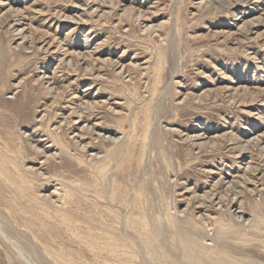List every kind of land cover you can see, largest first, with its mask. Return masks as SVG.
Here are the masks:
<instances>
[{"label":"rangeland","instance_id":"rangeland-1","mask_svg":"<svg viewBox=\"0 0 264 264\" xmlns=\"http://www.w3.org/2000/svg\"><path fill=\"white\" fill-rule=\"evenodd\" d=\"M103 237L264 264V0H0V264Z\"/></svg>","mask_w":264,"mask_h":264},{"label":"bare ground","instance_id":"bare-ground-1","mask_svg":"<svg viewBox=\"0 0 264 264\" xmlns=\"http://www.w3.org/2000/svg\"><path fill=\"white\" fill-rule=\"evenodd\" d=\"M54 148V147H53ZM91 148V147H90ZM224 200V199H223ZM224 203V202H223ZM215 225V224H214ZM242 226V225H241ZM251 227V226H250ZM256 227V226H255ZM259 228V227H258ZM244 231V230H243ZM240 232V231H239ZM242 233V232H241ZM223 235V234H222ZM219 238V237H218ZM225 238V236H224ZM103 243L99 245H102L99 248H96V254L98 255V257H100L99 255H101L102 250H107L110 251V259L111 260H115L116 263L115 264H135L134 263V255L131 252V250L128 247L127 242L124 241H117V239H115L114 237H111L110 239L108 237H103ZM223 238H220V240ZM98 241L100 240V238L97 239ZM105 241V242H104ZM222 241V240H221ZM264 243V242H263ZM98 245V244H96ZM258 248H264V245H260L257 246ZM261 248V249H262ZM256 249V248H255ZM108 254V253H105ZM104 258V257H103ZM106 258V257H105ZM108 258V257H107ZM112 263V262H111ZM111 263H106V260L104 261L103 259V264H111ZM113 264V263H112Z\"/></svg>","mask_w":264,"mask_h":264}]
</instances>
